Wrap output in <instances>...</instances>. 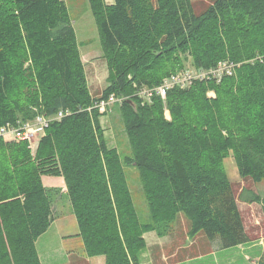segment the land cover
Returning <instances> with one entry per match:
<instances>
[{"label": "trees", "instance_id": "trees-1", "mask_svg": "<svg viewBox=\"0 0 264 264\" xmlns=\"http://www.w3.org/2000/svg\"><path fill=\"white\" fill-rule=\"evenodd\" d=\"M106 62L107 85L91 95L66 0L0 5V127L37 114L50 118L34 154L0 138V264H40L36 240L55 218L60 177L88 257L138 264L143 235L168 233L182 213L190 234L227 249L250 241L224 160L264 182V0H87ZM231 65L221 79L154 89L183 69ZM213 92L210 96L208 92ZM118 105L130 155L108 147L95 103ZM61 111L68 115L54 119ZM123 164L139 176L148 221H139ZM238 198L264 209V196ZM264 264V250L259 259Z\"/></svg>", "mask_w": 264, "mask_h": 264}, {"label": "rangeland", "instance_id": "rangeland-1", "mask_svg": "<svg viewBox=\"0 0 264 264\" xmlns=\"http://www.w3.org/2000/svg\"><path fill=\"white\" fill-rule=\"evenodd\" d=\"M7 2L8 0H0V5ZM106 2H111V0H106ZM211 2L212 0H191L193 9L197 14L202 12ZM66 7L76 35L78 50L83 56V61L85 63V74L90 93L94 94V92L97 90L94 95H99L101 90L107 85L106 78L108 76V71L106 62L101 56L102 52L97 34L98 32L94 23V19L90 12L88 1L66 0ZM181 71H190L191 73H197L196 69H194L192 66V61L190 58H187V60L183 63V69L179 70L178 72ZM208 94L210 96H214V93L212 91L208 92ZM34 118L35 116L29 120H33ZM17 122L19 124H22V122L25 121L18 120ZM100 124L104 130V138L107 146L115 148L119 153L121 159L128 157L130 155V147L123 130V125L121 122L117 104H110L105 115L100 118ZM41 133L42 131H37L32 139L28 142H19L12 138L3 139V142L6 143V146L9 148L21 146L23 145L21 143L25 142L24 148L26 150H30V153L33 155L37 146V142L41 137ZM223 165L227 177L231 183L234 196L238 202L241 213L240 216L242 222L244 223L245 230L247 234L252 239H254L248 243H245V245L242 244L243 246H238L240 250L246 249V253L237 251V249L234 248L223 254V256L229 255L234 259H241L244 264H250V260H257L258 257L260 258L264 250V247L261 246V242L264 244V231H262L264 224V212L262 211L263 208L261 209L258 205L248 206L244 204L245 202L243 203V201L238 198V195L240 194L242 189H245L247 190L245 193L246 195L249 193V190H251L263 197L264 182L262 181L255 184L251 177H243L239 175L231 154L224 160ZM123 171L131 194L132 203L137 211L139 221L145 223L148 221L149 215L147 205L142 193L138 172L133 166H127L124 164ZM57 178L58 177L45 176L43 181L46 185H48L51 182L50 179H53L55 181L57 180ZM56 189L59 190L58 188ZM60 193L61 194H57L55 196V200L53 203V213L55 217L61 216L60 214L68 213L67 199L61 191ZM177 218L178 219L173 222V229H182V227L179 226H181L183 223L189 226L187 218L182 213L178 214ZM179 219L180 221H178ZM60 230H64V228H58L57 225H54L45 234H43L44 236H41L37 248L43 262L42 264H66L65 259L59 260L57 258L59 257L61 250H63V254L65 255L66 249L68 248V246H65L64 243L61 242L62 238L59 237ZM66 231H77L76 224L75 226H68ZM167 235L160 236L152 231L147 232L145 234L144 247L138 255V264H140V262L149 264L152 257L157 254V251L159 249L158 246L162 247L165 242L169 241V236ZM69 240L70 241L67 245H72V248L74 245L80 243V239L77 237H69ZM240 263L241 262H239L238 264ZM222 264H226L225 257L222 258Z\"/></svg>", "mask_w": 264, "mask_h": 264}, {"label": "crops", "instance_id": "crops-1", "mask_svg": "<svg viewBox=\"0 0 264 264\" xmlns=\"http://www.w3.org/2000/svg\"><path fill=\"white\" fill-rule=\"evenodd\" d=\"M112 2L113 0H111V2H106V4H112ZM79 54L81 57L84 70H85V63L83 61V56L81 55L80 52ZM96 92L97 90L94 92V94ZM94 94H91V95L94 97L100 96V93L99 95H94ZM44 177L45 176H42V184L44 187L58 188L62 192V194L66 197V188H65V184L62 178L58 177L57 180L55 181L53 179H50L51 181L50 184L46 185L43 181ZM244 204L248 206L258 205L262 209V206L257 203H251V204L244 203ZM237 205H238V202H237ZM67 206H68V211H67L68 213L60 214L61 216H56L54 220L52 221V223L50 224L49 228L47 229L48 231L54 225H57L58 228H62V227L64 228V230H60L59 237L62 238L61 242H63L65 246H68V248L66 249L65 247L66 249L65 255L63 254V250H61L59 257L57 258L59 260L65 259L66 264H105V258L103 256L88 257L86 255L82 240L80 237L77 236L78 226L76 223V219L71 211L68 200H67ZM238 210L240 213L239 206H238ZM262 211L264 212V209H262ZM178 221H180V219ZM75 224L77 227V231L75 232L66 231L68 226H75ZM179 227H182V229L171 228V230L168 233L163 235V236H166L168 234L167 236H169V241L165 242V244H163L162 247L158 246L159 249L157 251V254L152 257L149 264H222L223 257H225L226 264H238L239 262H241L240 264H244L241 259H234V258H231L229 255L223 256V254H225L226 252L234 248L237 249V251L246 253V249L240 250L238 246L227 248V249H221L219 248L216 242L210 241L209 239H207V237L205 236L203 232H199L196 234H190L189 226H187L185 223H183ZM244 229H245V226H244ZM262 231H264V224H263ZM70 233H73V234H70ZM145 234L143 235L144 240H145ZM41 236L36 240V243H35V247H36V251L38 254L40 264H42L43 262L39 255L37 246H38V243L40 242ZM247 236L250 239V241L254 240L248 234ZM69 237L79 238L80 243H78L77 245H74L72 248V245H67L68 242L70 241ZM261 244H262L261 246L264 247V244L262 242ZM243 245H239V246H243ZM259 259L260 258L258 257L257 260H250V264H259ZM140 264H144V263L140 262Z\"/></svg>", "mask_w": 264, "mask_h": 264}, {"label": "built area", "instance_id": "built-area-1", "mask_svg": "<svg viewBox=\"0 0 264 264\" xmlns=\"http://www.w3.org/2000/svg\"><path fill=\"white\" fill-rule=\"evenodd\" d=\"M231 68V65L222 62L219 63L217 67L208 71H196L197 73L181 71L173 73L164 78L163 81L154 89H144L140 91V93L145 99L150 98L152 94L164 98L169 89L174 87L186 88L196 80L211 78L219 81L223 75L231 74ZM117 102H119V100L110 96L108 99L96 102L95 107L98 109L99 113H106L110 104H116ZM66 115H68V111H61L54 119L60 120ZM47 119L48 118H45L42 114H37L33 120L22 122V124H19L18 122L15 124L7 123L0 127V138H12L19 142H28L37 131H42L41 134H43L45 128L48 126V122L50 121V118L48 120Z\"/></svg>", "mask_w": 264, "mask_h": 264}]
</instances>
